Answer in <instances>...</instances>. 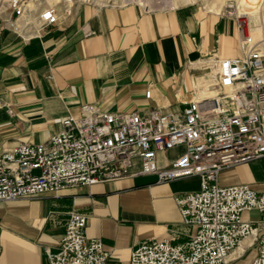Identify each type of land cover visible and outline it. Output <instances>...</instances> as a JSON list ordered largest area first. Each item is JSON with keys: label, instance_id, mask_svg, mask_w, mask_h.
<instances>
[{"label": "crops", "instance_id": "0c3cea01", "mask_svg": "<svg viewBox=\"0 0 264 264\" xmlns=\"http://www.w3.org/2000/svg\"><path fill=\"white\" fill-rule=\"evenodd\" d=\"M214 52L240 55L238 23L199 7L146 13L137 5L100 11L88 5L39 38L0 30V153L47 141L85 103L142 116L182 113L197 98L194 80L202 71L193 63ZM185 152L184 145L158 152V167ZM141 169L136 158L131 175L117 181L0 202V264H50L44 249H58L70 211L88 216L85 235L103 241L109 264H129L133 249L148 239L184 242L196 229L182 223L176 198L199 191L200 177L159 183ZM219 184H246L263 194L264 157L225 169ZM242 216L256 231L230 263L264 234L257 210Z\"/></svg>", "mask_w": 264, "mask_h": 264}, {"label": "built area", "instance_id": "2783aa9c", "mask_svg": "<svg viewBox=\"0 0 264 264\" xmlns=\"http://www.w3.org/2000/svg\"><path fill=\"white\" fill-rule=\"evenodd\" d=\"M87 4L98 7L95 0H59L51 5L41 0H0V30L24 40L39 38ZM111 4L152 11L126 0H107L100 7ZM224 14L237 20L240 55L225 58L214 52L193 64L202 70L206 94L194 89L197 98L170 117L157 111L142 116L83 104L80 116L65 117L62 130L47 141L23 143L0 153V202L117 181L131 175L138 158L139 174L156 175L159 183L199 176L201 187L176 198L182 223L195 227L194 233L182 243L148 239L133 249L129 264H229L232 253L256 231L243 212L257 210L264 221V193L246 184H219L225 169L264 157V43L252 38L247 16ZM146 95L150 97L151 91ZM180 145L186 152L160 169L158 152ZM87 219L82 212L68 213L58 249H44L50 264H109L103 241L85 235ZM251 264H264V234Z\"/></svg>", "mask_w": 264, "mask_h": 264}, {"label": "rangeland", "instance_id": "374dc122", "mask_svg": "<svg viewBox=\"0 0 264 264\" xmlns=\"http://www.w3.org/2000/svg\"><path fill=\"white\" fill-rule=\"evenodd\" d=\"M41 1L45 5L57 4L59 2V0H41ZM95 1L97 2L98 7H95L93 5H90V6H92L97 11H100L104 8H113V7H111L112 4L109 6H106V7H100L107 0H95ZM110 1L112 2L115 0H110ZM126 1H129L131 3L132 2L139 3L143 6H145L146 8L151 9L152 11L149 13L178 11V10H181L184 8H192V7H196V8L199 7L203 10L210 11L213 13L219 12L220 14H224L227 12L235 13L238 16H241L239 9L246 11V13H249V14L251 12H255V14H251V15H256L255 17H251V19L247 18L248 19V31L257 40L264 42V0L256 1L258 9L257 8L254 9L253 6L251 7V5H250L251 1L250 0H126ZM241 2H244V3L241 5ZM86 3H89V2H86ZM88 5L89 4L82 5V7H80L78 9V11L76 12V15H74L71 19H73L75 16H77L78 13L81 11V9L84 6H88ZM137 6H139V5H137ZM221 12H223V13H221ZM224 15L227 16V14H224ZM231 18L236 20V18H233V17H231ZM88 33L89 32H86V36H88L87 35ZM193 64H196V63H193ZM192 67L195 69L194 66H192ZM201 77H202V73L201 74L199 73L195 78L196 81L198 79H201ZM200 85L201 86L203 85L202 80H200ZM194 93H195V91H194ZM199 93H200V91H199ZM194 97H195V95H194ZM257 255H258V246H253V247L248 248L246 251L243 252V254L240 257H238L234 262L229 263V264H251L252 260Z\"/></svg>", "mask_w": 264, "mask_h": 264}, {"label": "bare ground", "instance_id": "6f19581e", "mask_svg": "<svg viewBox=\"0 0 264 264\" xmlns=\"http://www.w3.org/2000/svg\"><path fill=\"white\" fill-rule=\"evenodd\" d=\"M251 1V7L253 6V8L254 9H258V7H257V4H256V1H258V0H250ZM244 2H241V5L243 4ZM239 8V7H238ZM239 11H240V15L241 16H239V17H242V16H248V18L249 19H251V17H255L256 15H251V14H255V12H251L250 14L249 13H246V11H243V10H240L239 9ZM257 11V10H256ZM251 36H252V38L255 40V41H259V40H257L255 37H253V35L251 34ZM260 42V41H259ZM264 43V42H263ZM198 63H200V62H198ZM199 80H202V82H204V79L203 78H201V79H198L196 82H194V89H195V91L196 92H198L199 93V91H200V94H202V95H204V94H206L205 93V89H203V85L201 86V85H198V83L197 82H199ZM239 251L240 250H237V252L235 253L236 254V256L239 254Z\"/></svg>", "mask_w": 264, "mask_h": 264}]
</instances>
